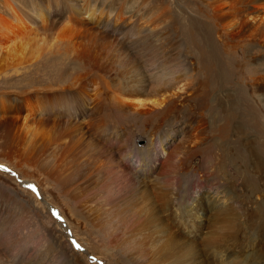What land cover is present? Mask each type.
<instances>
[{
    "label": "rangeland",
    "instance_id": "374dc122",
    "mask_svg": "<svg viewBox=\"0 0 264 264\" xmlns=\"http://www.w3.org/2000/svg\"><path fill=\"white\" fill-rule=\"evenodd\" d=\"M125 1H107L112 10L102 14L103 21H108L109 17L114 19V16L126 18L128 7L137 11L147 8L156 11L161 2L176 17L177 26L173 25L153 36L156 43H152L155 45L151 42L148 45L135 43L136 48L145 50L151 59H155H152L155 62L152 64L160 61L163 49L165 56L180 44L183 50L186 49L179 53L185 60L186 68L179 84L187 92L185 97L176 101L178 109L172 115L176 120L173 139L168 135L170 126L167 125L168 120L172 123L171 117L166 116L165 121L163 119L157 124L152 119L135 121V118L116 115L108 104L102 108L99 106L97 110L92 108L95 89L105 85L109 95L123 77L129 79L130 67L124 62L127 72L124 63L115 57L110 60V68L106 72L101 68L109 58L105 57L109 56L110 38H101V42L99 39L92 55L83 57V54L67 56L62 46H53L51 36L58 28L50 25L43 29L42 18L50 24L62 22L65 18L69 21L71 16L78 15L75 5H67L66 0H0V26L15 30L24 25L23 35L32 38V46L37 48L33 57L25 54L7 57L4 50V54H0V264H239L240 261L244 264H264V200L260 196L263 189H258L254 172L258 159L261 160L256 156L260 150L258 138L264 135V132L258 131L264 127V116L262 111H258L255 99L248 97L243 90L246 88L247 93L250 91L256 96L254 88H260V84L264 83V23L259 28L263 33L255 32L251 38L249 30L243 36L232 32L226 35L228 32H223L222 25L229 31L230 22L237 20V13L232 7L236 0H218L227 4V10L223 9L224 14L227 12L223 15L225 18L221 16L220 19H209L203 15L204 0ZM255 3H260L257 7L264 9V0ZM262 15L264 17V12ZM143 18L139 22H143ZM188 18L196 31L202 23L211 25L212 53L209 62L206 60L203 63L197 50L184 37V23ZM100 28L115 35L125 46L137 39L133 37L132 40L125 31H114L102 25ZM252 41L256 43L250 46ZM192 63H196V69ZM88 64L91 67L94 65L93 72L85 71ZM254 71L256 73L252 76ZM63 75L66 79L60 80ZM247 100L249 105L246 107L244 102ZM44 119L49 121L41 126L38 121ZM94 119L95 123L91 124ZM56 121L63 131L69 125L68 121H72L70 126L74 128L69 127L68 132L75 135L73 142L65 148L63 142L52 141L32 149L30 138L33 136L27 130L37 127L36 132L38 129L49 131ZM156 125L158 128H155ZM146 129L156 136L151 137L157 145L154 161L148 162L150 165L145 167L144 163L130 164L131 161H125L123 153L134 147H147V135L141 132ZM107 132L113 133L111 139L107 138ZM183 136L186 141L182 144ZM65 140L70 141V136ZM97 140L101 144H96ZM247 142H251L255 150L252 156L244 147ZM224 145L228 151L226 154L220 148ZM134 167L139 168V173L134 172ZM150 167L152 169L148 170ZM160 182L167 183L176 193L170 194V197L178 195L174 204L169 205L160 195L163 189ZM222 185L226 191H231L234 186L235 195L228 193L224 196L220 192ZM187 186H190L188 191L193 198H197L202 191L210 190L213 195L226 200L231 210L234 205L232 211L237 216H228L223 220L212 215L216 208L213 211L201 208V217L197 214L194 220V216L189 220L181 218L183 214L180 217L177 213L182 206L178 207V204L184 203L182 191ZM207 201V198L200 199L201 203L206 204ZM141 214L145 218L164 217L163 229L157 221L143 220L142 227L133 224L134 220H138L137 216L143 217ZM134 226L139 232L133 230ZM209 231L222 237V242L214 248L218 252L216 255L200 242ZM192 235L197 238L195 245L188 241V238H194ZM142 238L147 242L144 246L139 242ZM53 242L59 250L69 243L77 259L71 256L72 251L63 253V259L55 255ZM153 253L158 254V262Z\"/></svg>",
    "mask_w": 264,
    "mask_h": 264
},
{
    "label": "bare ground",
    "instance_id": "6f19581e",
    "mask_svg": "<svg viewBox=\"0 0 264 264\" xmlns=\"http://www.w3.org/2000/svg\"><path fill=\"white\" fill-rule=\"evenodd\" d=\"M32 1V0H31ZM107 1H113V0H66L67 5H70L71 3L73 5H75L78 10H77V14H75L74 16H71V18H69V21H62V22H53V23H46L45 22V18H42L43 20V24H41L43 29H47L50 25H52L53 28H58V31L55 32L51 37L54 41L53 46L55 44V47H60L62 46L63 49L65 50V54L67 56H71L74 55L76 57H78L79 55H82L81 57H83L84 55L88 56V54H91V52H93V50L95 49L94 46L96 44L99 45L98 40L100 39L99 42H101V38H110V48L108 49V53L109 56H106L105 58L108 60H106V62L101 66V68L106 72V70H108L110 67H108L111 62L110 60L112 58L115 59V57L117 59H120L123 63H127L129 65V69H130V74L127 76L129 79L125 80L123 77V80L119 83H117L116 85H114V87L111 89V92L109 93V95L106 93V86L102 85V87H96L97 89H95V99L92 102L93 106L92 108H94L95 110L98 109L99 106H101L100 108H102L103 105L108 104L109 106H111L112 111L116 114V115H120V116H124V117H128V118H135V121L137 119L138 120H146V119H152L155 122L158 121L160 122L161 120L164 119L165 121V117H171L170 121L172 120V123L169 122L168 120V126H170V130H168V135L171 139H173L174 134H176V129L174 128V124L176 123V120H174V117L172 116L173 113L175 112L176 109H178V105L176 104V101H178L181 97H185V91L187 92V90L182 87L179 84V81L181 80L180 78L183 77L184 75L182 73H185V60L180 57L179 53H183L182 50V44H180L179 46L175 47V51H171V54L165 56L164 55V49L160 54V61H158V63L156 64H152L155 62H152L151 56H149V53H146L145 50H142L141 48H136L135 47V43H142V44H149V42H155L156 39L153 38V36H155L156 34H158L157 32L162 31V30H167L169 27L176 25L177 24V20L176 17L173 15V13L170 11V9L167 7V5H165V3L161 2L157 7L156 11H152L150 10V8H147L146 10L143 11H137L138 9H134V8H129L125 10V13H127V17L126 18H120L119 16H117L114 19L109 17V19H107L108 21H103V17L102 14L107 12V11H111L112 7L111 5L107 2ZM122 0H119V2ZM166 1V0H165ZM259 0H236L234 5L232 6L234 8L235 13H237V20L233 23L230 22V29L229 31L226 30L227 27L223 24L222 25V30L223 32H228L226 35H229L231 32L234 35H238L241 36L243 33L247 32L249 30V37L250 36H254L253 34L256 32V34L258 32H262V30H260L263 25L262 22L264 23V17L262 15V12H264L263 8H259L257 7L258 4L260 3H255L258 2ZM263 1V0H262ZM91 2H94L93 4H91ZM124 2H126L124 0ZM123 2V3H124ZM81 3V4H80ZM154 3V2H153ZM152 3V4H153ZM157 3V2H156ZM262 3V2H261ZM142 4V3H141ZM158 4V3H157ZM25 5V4H24ZM23 5V6H24ZM22 6V8H23ZM83 6V8H82ZM227 6V4L225 2H218V0H204L203 3V8H202V12L203 15H205L206 17H209V19H220V17L223 15L225 16V14L227 13L225 11V14L223 13V9L227 10L225 7ZM263 6V5H262ZM118 7V6H117ZM132 7V6H131ZM147 7V6H146ZM153 7V6H152ZM230 7V5H229ZM261 7V6H260ZM25 8V7H24ZM23 8V9H24ZM231 8V7H230ZM114 9V7H113ZM230 10V9H229ZM232 10V9H231ZM86 11V13H84ZM97 11V12H96ZM150 11L152 13H150ZM10 12V11H9ZM200 12V11H199ZM232 12V11H231ZM31 13V12H30ZM108 13V12H107ZM223 13V14H222ZM229 13V12H228ZM234 13V12H233ZM86 17H84V15ZM115 14V13H114ZM119 14V13H118ZM36 15V14H35ZM104 15V14H103ZM229 15V14H228ZM236 15V14H235ZM13 16V15H12ZM37 16V15H36ZM41 16V15H39ZM111 16V15H110ZM146 16V17H145ZM106 17V16H105ZM143 18V22H139V19L142 20L141 18ZM221 17V18H222ZM15 18V17H14ZM129 18L133 19V21H129ZM225 18V17H223ZM235 18V16H234ZM15 19L18 20V18L16 17ZM38 19V18H37ZM208 19V18H207ZM67 20V19H66ZM109 21H111L112 23H110ZM205 21V20H204ZM2 22V21H0ZM17 22V21H16ZM226 22V21H225ZM200 24V23H199ZM3 25V24H2ZM100 25L102 26H108L110 28H112L114 31H125V33L132 38V40L134 39L133 37L137 38L135 41H132L131 44H128L127 46H125L124 42H120L117 40V38H115L112 34L110 35V33H106L102 28H100ZM112 25V26H111ZM227 25V24H226ZM262 25V26H261ZM177 26V25H176ZM261 26V27H260ZM0 54H4L2 53L4 50L6 53L5 55L7 57H16L17 55H27L28 57L30 56H34L36 53L37 48L33 47L32 45L34 43H31L32 38H27V36L23 35L25 34L24 29L25 26L21 25L19 28L17 29H11L8 26H0ZM175 27V26H174ZM184 27L186 30V34H185V39L189 40L192 44V46L197 50V52L200 55L201 61L204 63V61L209 62L210 59V53L211 49H212V37L210 34V28L211 25L210 24H206V23H202L200 24L198 30H194V26L192 21L188 18L186 19V24L184 23ZM176 28V27H175ZM260 28V29H259ZM26 31V30H25ZM221 31V30H220ZM142 36H140L141 34H143ZM160 33V32H159ZM263 33V32H262ZM178 34V33H177ZM182 34V33H181ZM224 34V35H225ZM234 35H231V37ZM247 35V34H246ZM125 36V34H124ZM157 36V35H156ZM243 36V35H242ZM177 37V36H176ZM228 37V36H225ZM238 37V36H235ZM123 38V37H122ZM160 38V37H159ZM162 38V37H161ZM181 38V37H180ZM179 38V39H180ZM251 38V37H250ZM119 39V38H118ZM161 40V39H160ZM173 40V39H170ZM178 40V38H177ZM234 40V39H233ZM35 41V40H34ZM106 41V39H105ZM104 41V42H105ZM108 41V40H107ZM163 41V40H162ZM176 41V40H175ZM184 41V40H183ZM182 41V42H183ZM225 41V40H224ZM229 41V39H228ZM237 41V40H236ZM181 42V43H182ZM244 42V41H242ZM246 42V41H245ZM248 42V41H247ZM156 43V42H155ZM159 43V42H158ZM169 43V41H168ZM229 43V42H228ZM239 43V42H237ZM250 43V41L248 42V44ZM256 42H253L250 44V46L254 45ZM31 44V46H30ZM153 44V43H152ZM150 44V45H152ZM167 44V43H166ZM184 44V42H183ZM60 45V46H59ZM101 45V44H100ZM108 45V44H106ZM105 45V46H106ZM140 45V44H139ZM155 45V44H153ZM157 45V44H156ZM161 45V44H160ZM235 45H237L235 43ZM234 45V46H235ZM104 46V45H103ZM104 46V48H105ZM164 46V45H163ZM238 46V45H237ZM141 47V46H140ZM225 47V46H224ZM163 48V47H162ZM172 48V47H171ZM187 48V47H186ZM227 48V47H225ZM252 48V47H251ZM256 48V47H255ZM58 49V48H57ZM97 49V48H96ZM107 49V48H105ZM151 49V48H149ZM154 50V49H153ZM162 50V49H161ZM173 50V49H172ZM186 50V49H185ZM183 50V51H185ZM188 50V49H187ZM238 50V49H236ZM247 50V49H246ZM255 50V49H254ZM98 51V50H96ZM95 51V52H96ZM94 52V53H95ZM158 52V51H157ZM243 52V51H242ZM234 53V51H233ZM64 54V55H65ZM253 54V53H252ZM40 55V54H39ZM96 55V53H95ZM246 55V54H245ZM248 55V54H247ZM24 56V55H23ZM104 56V55H103ZM253 56V55H252ZM157 57V56H156ZM155 57V58H156ZM38 58V56H37ZM36 58V59H37ZM68 58V57H67ZM80 58V57H79ZM90 58H92L90 56ZM95 58V56H94ZM113 59V60H114ZM116 59V60H117ZM224 58H222L221 61H223ZM68 60V59H67ZM91 60V59H90ZM118 60V61H120ZM155 59H153L154 61ZM241 60V59H240ZM89 61V60H88ZM93 61V60H92ZM150 62V64H147V62ZM189 61V60H188ZM85 62V61H84ZM113 62V61H112ZM97 63V62H96ZM117 63V62H115ZM125 63H124V69H126L125 67ZM224 63V61H223ZM95 64V63H92ZM91 64V65H92ZM101 64V63H100ZM118 64V63H117ZM121 65V63H119ZM196 69V63H192ZM55 65V64H54ZM61 65V64H59ZM85 65V64H84ZM83 65V67H85ZM89 65V64H88ZM123 65V64H122ZM127 65V66H128ZM209 65V64H207ZM206 65V66H207ZM220 65V64H219ZM96 66V65H95ZM113 66V65H112ZM52 67V66H51ZM65 67V66H64ZM94 65H92V67L89 65L88 69L85 68V71L87 70H91L93 69ZM120 67V66H119ZM205 67V66H203ZM209 67V66H208ZM53 68V67H52ZM56 68V67H54ZM63 68V67H62ZM90 68V69H89ZM121 69L123 67H120ZM221 68V67H220ZM248 68V67H247ZM57 69V68H56ZM97 69V68H96ZM101 69V70H102ZM194 69V68H193ZM205 70H207V68H204ZM242 69V67H241ZM52 70V69H51ZM94 70V69H93ZM100 70V69H99ZM116 70V67H115ZM119 70V69H118ZM123 70V69H122ZM121 70V71H122ZM128 69H126L127 71ZM239 70V69H238ZM250 70V69H249ZM53 71V70H52ZM55 71V69H54ZM58 71V70H56ZM84 71V70H83ZM92 71V70H91ZM120 71V70H119ZM118 71V72H119ZM221 71V70H220ZM256 71V70H255ZM252 72V76L254 73L256 72ZM67 72V71H66ZM93 72V71H92ZM96 72V71H95ZM98 72V71H97ZM128 72V71H127ZM199 72V71H198ZM246 72V71H245ZM250 72V71H249ZM261 72V71H259ZM102 73V72H101ZM123 73V72H122ZM258 73V72H257ZM262 73V72H261ZM86 74V73H85ZM182 76H180V75ZM190 74V73H189ZM188 74V75H189ZM264 74V73H263ZM50 75V73H49ZM57 76V74H55ZM60 75V74H58ZM80 75V74H79ZM88 75V74H86ZM85 75V76H86ZM102 75V74H101ZM107 75V74H106ZM120 75V74H119ZM191 75V74H190ZM246 75V74H245ZM251 75V74H250ZM112 76V75H111ZM180 76V77H179ZM251 76V77H252ZM188 77V76H187ZM248 77V76H247ZM256 77V76H255ZM122 78V77H121ZM250 78V77H249ZM248 78V81H250ZM66 79L63 75V77L60 79ZM76 79V78H75ZM111 79V78H110ZM109 79V80H110ZM114 79V78H113ZM116 79V78H115ZM191 79V78H190ZM208 79V78H207ZM80 80V79H79ZM199 80V79H198ZM51 81V80H50ZM55 81V80H54ZM119 81V80H118ZM188 81V80H187ZM186 81V83H188ZM204 81V80H203ZM254 81V80H253ZM260 81V79H259ZM262 81V80H261ZM104 82V81H103ZM192 82V81H191ZM72 83V82H71ZM106 83V82H105ZM205 83V82H204ZM261 83V82H260ZM61 84V83H60ZM113 84V83H112ZM251 85V81L249 83ZM253 84V83H252ZM79 85V84H78ZM108 85V84H107ZM197 85V84H195ZM246 85V84H245ZM249 85V86H250ZM260 88L256 87L254 89H256L257 93L256 96L255 95H251V92L247 93L248 89L246 90V88H244V93L247 94L248 97H251L253 99H255L256 101V105L258 106V111H262V115L264 116V83L260 84ZM110 86V85H109ZM199 86V85H198ZM209 86V85H208ZM74 87V86H73ZM254 87V85L252 86ZM72 88V86H71ZM191 88V87H190ZM85 89V88H84ZM189 89V87H188ZM199 89V88H198ZM250 89V88H249ZM108 90V88H107ZM253 91V90H252ZM255 91V90H254ZM253 91V92H254ZM255 91V92H256ZM109 92V91H108ZM252 92V94H253ZM201 93V92H200ZM94 94V95H95ZM244 94V95H245ZM255 94V93H254ZM204 95V94H203ZM193 96V95H192ZM197 96V95H196ZM198 97V96H197ZM226 97V96H225ZM247 97V98H248ZM93 99V98H92ZM246 99V98H245ZM80 100V99H79ZM204 100H206L204 98ZM225 102V101H224ZM186 104V103H185ZM245 106L247 107L249 105L248 100L244 102ZM183 105V104H182ZM194 106V105H193ZM243 106V105H242ZM192 107V106H191ZM204 107V106H203ZM99 108V109H100ZM108 109V108H107ZM75 110V109H74ZM249 110V109H248ZM180 111V110H179ZM194 111V110H193ZM191 111V112H193ZM178 112V111H177ZM185 112V111H184ZM190 112V113H191ZM250 112V110H249ZM69 113V112H68ZM118 113V114H117ZM54 115V114H53ZM56 115V113H55ZM186 116V115H185ZM48 118H51L50 116ZM53 118V117H52ZM88 118V117H87ZM186 118V117H185ZM41 119V118H40ZM202 119V118H201ZM33 120V119H32ZM35 120V118H34ZM55 120V119H54ZM72 120V119H70ZM144 120V121H145ZM151 120V121H152ZM28 121V120H27ZM31 121V120H30ZM44 121V122H43ZM41 121L39 120L38 122L40 123V125L42 123H44L45 125H47V120L45 122V119ZM97 121V120H96ZM147 121V120H146ZM35 122V121H34ZM37 122V121H36ZM72 121H68L69 125L67 126L66 129H64L65 131H63V129H60L61 124L60 123H54L53 127L51 126V129L45 132H41L40 129L37 130V132L35 131L36 128H32L31 130H27V132H29L28 134L33 137L30 138V143L32 144V149L34 148H38L40 147L42 144H46L49 142H63L64 143V148L69 146V144H71V142H73V138L75 137V135H71L68 132L69 127L74 128L71 125ZM75 123V122H74ZM95 123V119L91 122V124ZM142 123V122H141ZM150 123V122H149ZM67 124V123H66ZM143 124V123H142ZM24 125V124H23ZM82 125V124H81ZM79 125V126H81ZM141 125V124H140ZM173 125V126H172ZM27 126V125H26ZM37 126V125H36ZM42 126V125H41ZM75 126V125H74ZM143 126V125H141ZM100 127V126H99ZM148 127V126H147ZM146 127V128H147ZM158 128V126L156 125L155 128ZM39 128V127H38ZM64 128V127H63ZM145 128V127H144ZM42 129V128H41ZM48 129V128H47ZM52 129H54V131L51 133ZM71 129V128H70ZM150 129V128H149ZM225 129V128H224ZM26 130V129H25ZM44 130V128H43ZM42 130V131H43ZM62 130V131H61ZM97 130V129H95ZM156 130V129H155ZM35 131V132H34ZM153 131V130H152ZM259 132H264V127L262 126L259 130ZM95 132V131H94ZM105 132V131H104ZM142 133H145V135H147L145 138L148 141L147 147L145 148H137L134 147L132 148L130 151L124 152L123 157L125 158V161L129 160L131 161L130 164L132 163H136L138 162L139 164L144 163L145 165H143V167L145 166H149L150 163H152L153 160V155H154V151L156 150V141H153V136L151 133H149V130H141ZM154 132V131H153ZM156 132V131H155ZM183 132V131H182ZM51 133V134H50ZM74 133V132H72ZM113 134L112 132L106 133V136L108 139H111L110 135ZM225 134V133H224ZM86 135V134H85ZM70 136V141H66L65 139L68 138ZM112 136V135H111ZM186 136V135H185ZM185 136L181 137V141L182 144L185 143L186 138ZM28 137V136H27ZM81 137V136H80ZM100 137V136H99ZM152 137V138H151ZM124 138V137H123ZM79 139V138H78ZM61 140H65V141H61ZM68 140V139H67ZM169 140V139H168ZM167 140V141H168ZM158 141H160L159 137H158ZM96 144L100 143L99 140H97V142H95ZM160 143V147H162L161 142ZM101 144V143H100ZM124 144V143H123ZM63 145V144H62ZM258 148L260 150H258L257 153V159L260 157V159H258L257 162V167L256 170H254V172L256 173V178H257V182L256 185L258 187V189H263L262 191H260V196L263 197L262 200H264V135L260 136L258 138ZM30 146V145H29ZM104 146V145H103ZM133 147V145H132ZM244 147L248 148L247 150L250 153V156H252V154L254 153V149L252 147L251 142H247ZM69 148V147H68ZM120 148V147H119ZM122 148V147H121ZM221 150L224 151V153H228L227 149H225V145L224 148L223 146H220ZM67 149V148H66ZM117 149V148H116ZM162 150V149H161ZM261 151V152H260ZM101 154V153H100ZM117 155V154H116ZM119 155V154H118ZM27 157V156H26ZM25 157V158H26ZM61 157V156H60ZM213 157V156H212ZM229 157V156H228ZM254 158V157H253ZM120 159V158H119ZM28 160V159H27ZM252 161V160H251ZM122 162V161H121ZM129 164V165H130ZM65 165V164H64ZM213 166V165H212ZM134 172L137 174L139 173V168L138 167H134ZM144 169V168H143ZM152 169V167H150L148 170ZM120 170V169H119ZM247 170V169H246ZM122 171V169H121ZM129 171V170H128ZM131 173V172H130ZM250 173V172H249ZM123 174V173H122ZM129 174V173H128ZM135 174V175H136ZM134 174H132L131 176H135ZM252 175V174H251ZM130 176V175H129ZM130 176V177H131ZM141 177V176H140ZM68 178V177H67ZM129 180V179H128ZM127 180V181H128ZM183 181V180H182ZM181 181V182H182ZM129 182V181H128ZM177 182V181H176ZM161 183V182H160ZM130 184V183H129ZM159 184V183H158ZM163 185V189L162 194L160 193V195H163V197H165L166 202L171 205L174 204L176 201V196L174 197H170V194H174L170 188V186L167 183H161ZM160 184V185H161ZM138 186V185H137ZM177 186V184H176ZM134 187V186H133ZM139 187V186H138ZM228 187V186H226ZM179 188V187H178ZM189 188L190 186L185 187L184 191H182L184 193V196H182V200H184V203H180L178 204V207L182 206V208L180 210H178V215L183 214V217L185 220H189L191 219L193 216V220L195 219V215H200L201 213V208L207 209L209 211H213L212 209H214L215 211L213 212L212 215H216L220 218L226 219L228 216H237V214H235V212H233L232 210L235 209V206L233 205V208L231 210V207L228 206V202L226 200H221L218 196L213 195L210 190H207L206 192L202 191L199 193V195L197 196V198H193L190 193H189ZM229 188V187H228ZM154 189V187H153ZM49 190V189H48ZM139 190V189H138ZM141 190V189H140ZM156 190V189H155ZM231 191H226V188L224 185H222V191L223 195L226 196L228 193H230L231 195H235V187L232 186L230 188ZM177 191V190H176ZM178 192V191H177ZM107 194V193H106ZM176 194V193H175ZM226 194V195H225ZM156 196V195H155ZM186 196L188 198H186ZM152 197V196H151ZM199 197V198H198ZM160 198H162L160 196ZM173 198V201L171 200ZM179 198V197H178ZM203 198H207L208 201L207 203H201L200 199ZM110 199V198H108ZM146 199V198H145ZM219 199L221 200V202H219ZM157 200V199H156ZM181 200V201H182ZM112 201V200H110ZM152 201V200H151ZM150 201V202H151ZM161 201V200H160ZM180 201V200H179ZM206 201V200H205ZM219 202V203H218ZM163 203H165L163 201ZM63 204V202H62ZM162 204V203H161ZM214 204V205H213ZM153 206V205H152ZM165 206V205H164ZM174 206V205H172ZM215 206V207H213ZM155 208V207H154ZM162 208V207H161ZM168 208V207H167ZM173 208V207H172ZM195 208V209H194ZM100 209V208H99ZM176 208L172 209L175 210ZM101 210V209H100ZM111 210V209H110ZM190 210V211H189ZM108 211V210H107ZM151 211V210H150ZM93 212V211H92ZM165 213V212H164ZM108 214V213H106ZM157 214V213H156ZM155 214V215H156ZM203 214V213H202ZM210 214V215H211ZM142 215V214H141ZM162 215V214H161ZM90 216V215H89ZM143 216V215H142ZM160 215L154 216V217H148L145 218L143 217H136L138 220H134V223H137L138 225H143L145 221H154V222H158V225H160V228L163 229L162 225H163V219L159 218ZM201 217V215H200ZM217 217V218H218ZM107 218V217H106ZM168 218V217H167ZM179 218V219H181ZM231 218V217H230ZM169 219V218H168ZM167 219V220H168ZM208 219V218H207ZM233 219V218H232ZM72 220V219H71ZM93 220V219H92ZM211 220V219H210ZM95 221V220H94ZM166 221V220H165ZM153 222V223H154ZM167 222V221H166ZM93 223V222H92ZM200 223V222H199ZM140 225V226H141ZM139 227V226H138ZM142 227V226H141ZM166 227V226H165ZM191 227V226H190ZM135 229V226L133 227ZM158 228V227H156ZM131 229V227H130ZM130 229H128L130 231ZM141 229V228H140ZM105 229H103L104 231ZM113 230V229H112ZM132 230V232H133ZM142 230V229H141ZM127 231V230H126ZM161 231V230H160ZM175 231V230H174ZM162 232V231H161ZM211 231L208 232L207 235H205V237L202 239L203 242L202 246L204 248H207L206 250H211L213 252L214 255H216L218 252L214 249L216 247V245L221 241L220 238L217 234H210ZM196 233V232H195ZM194 233V234H195ZM138 233H136L137 235ZM228 234V233H227ZM126 236V235H125ZM143 236V235H142ZM166 236V235H165ZM194 236V238H188L189 242H194V243H190L195 245L197 242V238H195L196 235H192ZM226 236V235H225ZM140 237V236H139ZM224 238V237H223ZM143 240V241H142ZM141 244H143V246L147 243L145 242V238H142ZM153 240V237H152ZM176 241V239H175ZM53 246H54V254L55 255H59V257L61 256V258L63 259V253H66L67 251H72V255L75 259H77V257H75V251L72 248V246H70V244L65 243L64 247L62 250H59L58 246L56 245V243L53 242ZM84 244L86 245V243L84 242ZM151 244V243H150ZM157 244V243H156ZM160 244V243H159ZM189 244V245H190ZM59 245V244H58ZM178 245V244H177ZM87 246V245H86ZM62 247V246H61ZM88 247H90V245H88ZM147 247V245H146ZM152 247V246H151ZM154 247V246H153ZM159 247V246H158ZM164 247V246H163ZM172 247V245H171ZM177 247V246H176ZM194 247V246H193ZM199 247V246H198ZM220 247V246H219ZM175 248V246H174ZM178 248V247H177ZM189 248V247H188ZM163 249V248H162ZM171 249V248H170ZM50 250V249H49ZM52 250V249H51ZM147 250V248H146ZM168 250V249H167ZM152 251L156 252L155 249H152ZM191 251V249H190ZM193 251V250H192ZM203 251V250H202ZM184 253V252H183ZM194 253V252H193ZM181 254V253H180ZM195 254V253H194ZM207 254V253H206ZM187 255V254H186ZM202 255V254H201ZM200 255V256H201ZM63 256V257H62ZM153 257L155 259L156 262H158L159 256L157 253H153ZM186 257V256H185ZM67 258V257H66ZM176 258V257H174ZM197 258V257H196ZM186 259V258H185ZM193 259V258H192ZM204 259V258H203ZM205 260V259H204ZM192 262V261H191ZM161 263V262H160ZM199 263V262H198ZM233 263V262H232ZM170 264V263H169ZM239 264H244L243 261H240ZM252 264V263H251Z\"/></svg>",
    "mask_w": 264,
    "mask_h": 264
}]
</instances>
